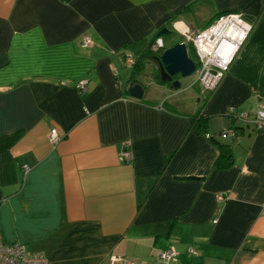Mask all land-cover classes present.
I'll list each match as a JSON object with an SVG mask.
<instances>
[{"label":"crops","instance_id":"crops-1","mask_svg":"<svg viewBox=\"0 0 264 264\" xmlns=\"http://www.w3.org/2000/svg\"><path fill=\"white\" fill-rule=\"evenodd\" d=\"M228 12L254 18L252 30L211 92L193 74L158 82L155 56L138 75L124 63L157 52L164 27L180 39L162 44L188 46ZM231 106L264 110V0H0V240L50 264H264V125ZM216 140L232 144L227 168Z\"/></svg>","mask_w":264,"mask_h":264},{"label":"built area","instance_id":"built-area-1","mask_svg":"<svg viewBox=\"0 0 264 264\" xmlns=\"http://www.w3.org/2000/svg\"><path fill=\"white\" fill-rule=\"evenodd\" d=\"M252 30V24L246 19L241 12H228L219 15L205 28L195 31L191 35H187V41L192 44L196 54V66L193 72L195 82L199 84L202 90L206 92L213 91L224 75L228 72L231 61L246 41ZM155 42L162 43L161 40ZM91 39L84 35L83 45L89 46ZM124 63L130 67L135 64V59L132 56L126 55L123 59ZM117 75V72H115ZM86 80L78 82L79 89L85 87ZM118 87L120 82H116ZM228 113L242 122H249L260 129L264 125V110L258 109L253 118L247 112H235L233 106L230 107ZM222 137L233 138L236 135V130L227 128L220 132ZM49 140L52 144L58 143L59 135L55 128H52L49 133ZM129 162L132 160V155L125 150L122 154ZM27 171V167H24ZM188 252L195 254L196 249L190 247ZM178 253L173 248L164 250L159 255L160 260L165 263L174 262L177 260ZM0 264H50L48 259L41 252H33L26 248L20 242L6 243L0 240ZM107 264H141L136 260L127 259L124 257H112Z\"/></svg>","mask_w":264,"mask_h":264},{"label":"water","instance_id":"water-1","mask_svg":"<svg viewBox=\"0 0 264 264\" xmlns=\"http://www.w3.org/2000/svg\"><path fill=\"white\" fill-rule=\"evenodd\" d=\"M247 19L254 18L247 16ZM172 30L164 27L154 37V41L161 39L166 34H171ZM160 66L161 82L171 83L173 88H179L181 83L176 76L185 78L191 76L195 70L196 63L188 53V46L185 42H176L166 48L160 56L157 57ZM130 97L140 99L143 95V87L138 84H130L128 87Z\"/></svg>","mask_w":264,"mask_h":264},{"label":"trees","instance_id":"trees-1","mask_svg":"<svg viewBox=\"0 0 264 264\" xmlns=\"http://www.w3.org/2000/svg\"><path fill=\"white\" fill-rule=\"evenodd\" d=\"M221 13H219L218 15H216L214 18H212V21L218 17ZM211 21V22H212ZM210 22V23H211ZM209 23V24H210ZM160 31V30H159ZM166 45V44H165ZM173 44H170L168 45L166 48L172 46ZM151 47V46H150ZM150 47L148 46L142 53V55L139 57V58H136L135 59V64L133 65V67H136L134 68V70L136 71V74L138 75V73H141V71L143 70V68L145 67V60L149 57H152V56H155V58L157 59V57L160 55L161 52H159L158 54V51L157 52H154L150 49ZM188 47H189V54L190 57L195 60L196 59V54H195V51H194V48L192 46L191 43H188ZM154 52V53H153ZM135 71H133V74H135ZM158 71V70H157ZM135 81H138V79H134L133 77L131 78V84L135 83ZM171 84V83H169ZM198 123L199 126L202 125V122H201V115L200 114H197L195 116L192 117V125L194 123ZM227 138V137H225ZM217 143V146H218V149H219V154H218V157L216 158L215 160V165L216 167H219V168H227L229 167L232 163H233V152H232V149H231V142L230 141H220V140H216L215 141Z\"/></svg>","mask_w":264,"mask_h":264},{"label":"rangeland","instance_id":"rangeland-1","mask_svg":"<svg viewBox=\"0 0 264 264\" xmlns=\"http://www.w3.org/2000/svg\"><path fill=\"white\" fill-rule=\"evenodd\" d=\"M164 37H165L166 39H167V38H171V39H172L171 41H176V40L180 39V37L177 36L176 33H173V35H171V34H166V35H164ZM186 42L189 43L188 41H186ZM170 43L174 44V42H170ZM167 45H168V44L164 45V44H162V43L155 42L153 48H155V50H158V54H159V52H161L160 54H162V52L166 49ZM189 55H191V54H189ZM159 56H160V55H159ZM195 60H196V59H195ZM157 70H158V71H157ZM144 73H145V77H144V79H143L144 83H145L146 85H150V84H152V79H151V78H153V77H152V75H151L152 72H151V67H150V65L147 66V69H146V71H145ZM149 73H150V74H149ZM153 76L156 78V80H157L158 82L161 80L160 67H159V69H156V70H155V73L153 74ZM153 80H154V79H153ZM189 80L191 81V79H189V78H181L182 84L189 83ZM183 86H184V85H183Z\"/></svg>","mask_w":264,"mask_h":264},{"label":"flooded vegetation","instance_id":"flooded-vegetation-1","mask_svg":"<svg viewBox=\"0 0 264 264\" xmlns=\"http://www.w3.org/2000/svg\"><path fill=\"white\" fill-rule=\"evenodd\" d=\"M176 78H177V76H176Z\"/></svg>","mask_w":264,"mask_h":264}]
</instances>
